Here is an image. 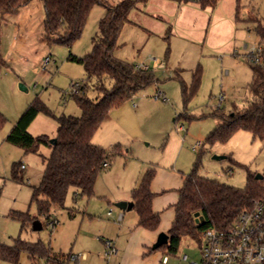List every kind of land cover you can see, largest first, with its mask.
Segmentation results:
<instances>
[{
  "label": "rangeland",
  "instance_id": "rangeland-1",
  "mask_svg": "<svg viewBox=\"0 0 264 264\" xmlns=\"http://www.w3.org/2000/svg\"><path fill=\"white\" fill-rule=\"evenodd\" d=\"M107 1L115 4L121 0ZM135 1L129 14L131 22L124 25L115 54L134 64H150L155 80L113 107L93 135V143L108 150L119 145L110 166L98 176L94 194L89 197L70 188L64 206L52 207L50 218L39 211L32 193L43 176L45 157L52 147L42 144L37 151L26 152L5 138L20 113L37 98L51 112L41 111L29 131L47 134L51 140L57 134L58 116L81 114L73 95L75 83L87 85L89 97L99 95L96 78L88 77L84 66L68 56L91 52L106 7L93 5L81 36L72 45L46 38L41 0H32L19 13L7 14V19L0 22V51L8 62L0 72V110L8 118L0 131V242L13 245L17 239L41 241L54 252L87 250L90 256L95 255L90 264H135L137 260L127 247L132 230L119 220L122 210L116 202L122 196L132 201V190L146 168L155 167L159 173L154 185L157 197L165 184L175 185L196 162L201 175L236 188L246 186L248 174L262 175L264 183L263 139L239 128L224 141L208 140L220 122L216 114H232L234 108H243L251 99L250 54L260 45L255 26L258 20L264 22V0H217L206 7L200 0ZM46 56L51 61L43 69ZM198 67L199 85L190 94ZM106 83L110 85V80ZM159 91L167 98L155 99ZM197 141L202 145L194 149ZM215 155L224 157L217 159ZM16 162L24 164L19 168L20 178L12 174ZM170 192L177 193L175 189ZM18 212L29 213L34 219L24 222L17 217ZM160 213L165 225L169 224L174 206L169 203ZM35 221L41 224L40 229L33 228ZM52 221L56 223L52 225ZM108 238L114 239L119 252L129 251L123 259H116V254L105 255ZM152 245L146 247V255L140 256L149 264H202L199 240L185 237L176 253L153 249ZM184 254L187 261L181 258ZM165 256L169 262L163 261ZM0 264L12 263L0 259ZM18 264L59 263L30 258L23 249ZM67 264L78 263L68 260Z\"/></svg>",
  "mask_w": 264,
  "mask_h": 264
},
{
  "label": "trees",
  "instance_id": "trees-1",
  "mask_svg": "<svg viewBox=\"0 0 264 264\" xmlns=\"http://www.w3.org/2000/svg\"><path fill=\"white\" fill-rule=\"evenodd\" d=\"M32 0H0V22L6 14H16ZM44 6L45 36L51 42H64L68 45L77 40L86 25L93 5L101 4L106 12L99 22V33L93 39L91 52L84 56L70 53L68 59L81 63L88 77L96 78L99 95L91 98L87 94V85H80L73 92L81 108L80 115L58 116L56 141L51 142L47 134L34 135L29 126L36 116L50 108L40 99L31 102L20 114L9 131L6 140L22 147L26 152L37 151L44 144L52 147L45 157V170L38 185L33 187L32 200L36 201L39 211L50 218L51 208L64 206L70 188H76L81 194L92 196L96 180L107 169L118 151L93 143L92 137L104 121L109 111L131 98L138 91L155 80L151 69L137 68L136 64L116 56L119 37L126 23L131 22L129 14L136 6L135 0H121L111 4L107 0H41ZM217 0H200L202 7L213 6ZM255 31L260 38V51L250 54L253 79L250 85L251 99L233 113L216 114L219 124L211 131L208 140L224 141L239 128L248 129L264 140V22L258 20ZM0 51V72L7 65ZM110 80L107 85L106 80ZM200 81V68L193 74L190 94L194 93ZM187 95L186 87H183ZM8 121L0 110V131ZM108 162V165H105ZM19 163L12 166V174L20 178ZM156 175L155 167L144 170L136 187L132 190L133 209L138 215V224L146 229L158 230L161 215L153 208L155 192L152 183ZM179 198L174 204V219L166 231L170 235L165 248L171 253L179 250L182 240L190 237L201 241L203 232L211 227H228L244 210L254 206L264 198V183L253 174H248L244 188H236L226 183L207 178L199 173V162L183 176V184L178 189ZM17 217L26 222L29 213L18 212ZM199 219V220H198ZM27 250L30 258L43 257L55 259L66 264L70 256L64 252H54L43 242H30L17 239L15 244L0 242V259L12 264L19 263L21 250Z\"/></svg>",
  "mask_w": 264,
  "mask_h": 264
},
{
  "label": "built area",
  "instance_id": "built-area-1",
  "mask_svg": "<svg viewBox=\"0 0 264 264\" xmlns=\"http://www.w3.org/2000/svg\"><path fill=\"white\" fill-rule=\"evenodd\" d=\"M260 51V47L254 54ZM152 60L158 62L156 57ZM51 61L50 56H46L42 62V68L46 69ZM137 68L151 69L152 66L145 62L136 64ZM80 84H74V91H77ZM155 99H166V94L159 91L154 95ZM136 107L137 105L134 104ZM202 145L197 141L193 148L197 149ZM108 165V162H105ZM24 167V165H22ZM111 212V211H110ZM56 223L52 221L53 225ZM202 264H264V198L256 201L254 206L244 210L238 215L231 225L225 228L211 226L207 228L201 238ZM105 255L116 254L117 249L111 239L105 241ZM86 253L81 255L70 254L68 260L75 261L78 258H85ZM182 260L187 261L188 256L182 255ZM67 260V261H68ZM169 258L165 256L164 262ZM68 263V262H67ZM66 263V264H67ZM190 264H199L192 261Z\"/></svg>",
  "mask_w": 264,
  "mask_h": 264
},
{
  "label": "crops",
  "instance_id": "crops-1",
  "mask_svg": "<svg viewBox=\"0 0 264 264\" xmlns=\"http://www.w3.org/2000/svg\"><path fill=\"white\" fill-rule=\"evenodd\" d=\"M27 5H25V6H27ZM25 6H23V7H25ZM8 16L9 15L6 14L4 19H7ZM135 64H137V63H135ZM133 106H134V104H133ZM106 117H108V116H106ZM7 135H6V137H7ZM96 144H98V143H96ZM183 176H184V173L181 174L180 180L177 181L176 183H174L175 185L170 184V185L166 186V184H165V186H163V188H162V190L160 192V194H161L160 197H157L156 196L157 192L155 191L154 185H157V183L159 181V173L156 172L155 178H154L153 183H152V190L155 192V196H154V200H153V208H154L155 211L160 213V209L162 207H164L165 205H168L169 203H171V205L174 206V204L177 202V200L179 198L178 189L183 184ZM140 178H141V176H140ZM140 178L137 179L135 187L137 186ZM172 189H175L177 193L170 192V190H172ZM118 199H119L118 201L127 200V199L130 200V197L127 198L125 196H122V197H119ZM129 200H127V201H129ZM161 200H163V201H161ZM162 202H164V204H163L164 206H161ZM110 211H109V213L111 214L112 211L111 212ZM160 215H161V213H160ZM173 219H174V217H173ZM119 220L124 223L123 224L124 226L127 225L129 227L128 229L132 230L130 238L128 240L127 247L129 246L130 249H128V250L130 251L131 255L136 258L135 260H137V263L135 262V264H149L144 259L142 260L140 256H142V254L146 255V253L148 252L146 247L152 245L156 241L157 235H158V233L160 231H167L169 229L172 220H171V222H169V224H166V225H165V221L163 222V220H161L160 227L158 228V230L152 231V230L146 229L143 226H140L138 224V215H137L136 211L133 210V208L131 210H122V212L119 214ZM120 230H122V228ZM108 239H111L113 241V243H115L114 239H112V238H108ZM90 248H92L91 245H90ZM116 249H117V252H116V255H115L116 259H123L129 252L127 250L126 251L121 250L119 252L118 248H116ZM72 253L75 254V255H78V256L81 255V253H86V257L85 258H78V259L75 260V262H77L78 264H81V262H83L82 264H90V261L93 258H95V255L92 254L90 256L89 252L87 250H80L78 253L71 252L70 254H72ZM123 254H125V255H123ZM168 262H169V260H168Z\"/></svg>",
  "mask_w": 264,
  "mask_h": 264
},
{
  "label": "water",
  "instance_id": "water-1",
  "mask_svg": "<svg viewBox=\"0 0 264 264\" xmlns=\"http://www.w3.org/2000/svg\"><path fill=\"white\" fill-rule=\"evenodd\" d=\"M21 86H22V88H25L23 85H21ZM55 141H56V138L51 139V142H55ZM214 157L219 159V158H223L224 156L215 155ZM256 178L260 179V178H262V175L258 174V175H256ZM116 206L122 210H131L134 206V202L133 201H127V200H120V201L116 202ZM33 228L34 229H40L41 224L38 221H35L33 224ZM169 240H170V235L166 231H160L157 235L156 241L152 245V248L157 249L160 246H162L163 244H167L169 242Z\"/></svg>",
  "mask_w": 264,
  "mask_h": 264
}]
</instances>
